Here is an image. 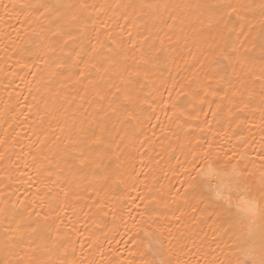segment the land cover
I'll list each match as a JSON object with an SVG mask.
<instances>
[{"label":"snow or ice","instance_id":"6c2138e0","mask_svg":"<svg viewBox=\"0 0 264 264\" xmlns=\"http://www.w3.org/2000/svg\"><path fill=\"white\" fill-rule=\"evenodd\" d=\"M192 8L200 57L195 71L173 76L164 29L178 10ZM18 11L27 27L13 55L16 66L31 69L24 73L31 80L28 96L19 98L26 101L19 114L39 125L33 129L37 140L27 146L31 164L22 165L38 170V165L54 162L45 171L55 179L47 181V193L37 189L34 197L15 196L11 202L15 173L0 171V216L5 221L0 264H97L87 257L69 261L71 233L56 224L68 220L74 228L84 208L97 228L106 227L105 217L111 214L114 220L117 212L123 223L118 199L128 188L137 193L129 197L137 218L129 216L126 235L136 245L132 251L142 256L140 264H172L165 258L172 243L164 235L168 220L197 209L217 217L227 241V264H264V165L258 173L250 172L230 153L212 150L219 136L242 130L254 114L264 123V0H199L195 5L24 0ZM11 50H0L4 64L12 58ZM16 107H21L19 101ZM49 135L46 142L39 139ZM0 145L2 168L16 155L9 148L19 142ZM41 145L55 146L54 155L37 156ZM178 155L186 161L179 187L145 183L149 173L159 172L153 165L171 163ZM260 156L264 159V152ZM98 186L112 197L97 193L83 208L72 203ZM193 188L195 192L188 191ZM190 196L200 198L202 206L192 205ZM176 264L200 261L178 259Z\"/></svg>","mask_w":264,"mask_h":264},{"label":"bare ground","instance_id":"6f19581e","mask_svg":"<svg viewBox=\"0 0 264 264\" xmlns=\"http://www.w3.org/2000/svg\"><path fill=\"white\" fill-rule=\"evenodd\" d=\"M75 2V0H69ZM92 3H114L118 0H90ZM165 2L173 5L191 4L195 5L199 0H165ZM255 2V0H250ZM24 3V0H0V50L5 46L12 49L8 52V56L12 57L4 64L3 51H0V141L7 140L10 144L19 142L15 148H9L10 154H16L8 165L0 168V171H11L15 173L14 187L9 189L13 196L11 202H15V196L34 197L39 189L40 194L48 192L51 186L47 181L54 180L55 177L49 176L45 168H54L55 163H45L38 165V170H34L31 166L25 168L22 161L31 164V157L28 154V145L37 140V136L33 134V129L39 125H34L32 120L24 121L23 116L19 113L23 111L25 100L19 99L21 96H28V85L31 78L24 76L25 71L31 69H23L16 66V58L13 55L14 46L18 41V36L27 27L25 16L18 11V6ZM7 4L9 8L5 10L2 5ZM11 5H17V9H13ZM195 9H180L175 20L169 21V27L164 31L168 34L165 38L167 47L171 50L170 56L172 61L168 71L173 76H185L195 71L193 65L196 64L200 57L201 49L198 47V27L195 19ZM23 76V80L20 78ZM7 89V91H5ZM19 101L21 107L17 108ZM83 102V101H81ZM15 109L14 111H10ZM52 130H49L51 132ZM239 133V135H235ZM41 141L51 139V135L45 137L40 136ZM3 145H0L2 147ZM41 151L36 152L37 156L52 157L55 153V146L51 150L44 149L41 145ZM212 150L221 153H230L231 159L236 160L242 167H246L250 172L258 173L264 159L260 154L264 152V123L261 122L259 114H254L249 118V123L241 130L234 129L227 138L223 135L219 136L212 145ZM3 161H0V165ZM186 161L183 156H177V159L171 163L162 161L160 165H153L159 168V172L153 176L149 173L148 180L145 182L149 186L154 183H163L166 186L175 185L179 187V181L182 179L183 168ZM18 169V171H17ZM3 179V177H0ZM102 181L100 184L102 185ZM138 187L143 188V185ZM2 188V185H0ZM189 192H195V188L189 189ZM100 198L110 199L112 194L107 189L98 186L97 189L89 188L83 197L79 200H73L72 203L80 205L90 204L88 197L97 195ZM137 193L131 188L122 193L123 198L118 199V204L124 208L123 223L121 222V214L117 212L116 218L113 220L112 215L105 217L108 221L106 227L97 228L92 224L91 219L86 215L87 209L84 208L85 215H81L79 222L73 221L75 227L69 224L68 220L64 224H69L68 228L64 224L57 222L56 227L64 232L71 233V248L68 250L67 258L69 261L73 256L77 259L87 257L95 260L97 264H140L141 254L132 251L136 247L128 240L126 233L129 232L132 219L137 218V209L134 207V201L129 197L136 196ZM46 199V197H45ZM189 202L194 206H202L198 197H188ZM2 200V197H0ZM3 204H0V209ZM38 211L40 209H37ZM80 209H77L79 212ZM73 216L72 212L68 213ZM179 215V214H177ZM56 216L53 214L52 219ZM63 218V214H61ZM87 220V224H85ZM217 217L212 214H205L197 210H185L180 219L169 218V231H165L164 235L171 240V251L167 253L166 259L176 264L179 259L181 262L187 259L199 260L200 264H214L215 260H219L220 264H227L228 249L227 241L224 238V232L219 224L216 223ZM5 224L3 216H0V226ZM93 233H96L93 235ZM84 245V252L81 253L80 246ZM99 248V251L97 249ZM165 248L169 245L165 243ZM181 249H184L182 251ZM74 250V252H73ZM198 250V251H197ZM196 253L193 255V253ZM102 253V255H101ZM163 258V257H161Z\"/></svg>","mask_w":264,"mask_h":264}]
</instances>
